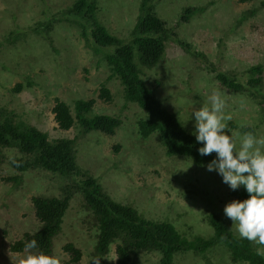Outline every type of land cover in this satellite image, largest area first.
Wrapping results in <instances>:
<instances>
[{
    "label": "rangeland",
    "instance_id": "1",
    "mask_svg": "<svg viewBox=\"0 0 264 264\" xmlns=\"http://www.w3.org/2000/svg\"><path fill=\"white\" fill-rule=\"evenodd\" d=\"M72 1L0 0V106L13 110L16 119L44 132L49 141L57 138L73 140L77 165L89 171L97 185L112 199L131 205L143 217L170 221L187 237L196 233L205 236L211 234V228L201 219V212L212 201V210L219 212L236 232L235 225L224 215L225 204L232 200L228 196L229 187L222 183L221 176L215 171H207L206 165L196 166L182 156L166 155L156 133L144 139L138 137L135 121L143 117L144 112L123 99L118 81L108 77L104 61L84 45L74 25L56 18L53 29L48 32L50 46L42 31L31 30L37 22L52 19ZM140 1L112 0L107 6V0H103L101 17L110 22L118 34L124 28L130 31ZM262 1L154 0V6L159 17L172 28L174 37L208 56L216 69L240 74L248 65H264ZM192 5L204 7L183 20L182 11ZM11 30L24 31L26 35L12 43L4 41ZM169 37L154 65H138L143 79L153 88L161 105L192 131V107H200L210 92L216 90L225 100V111L232 115L231 121L251 124L255 134L264 136V102L261 104L260 101L264 96L251 101L228 91L215 80L213 71V75L206 72L203 63ZM51 45L58 49L57 52ZM135 61L139 62L137 57ZM28 80L32 83L29 87H22L18 93L10 91L15 83ZM101 84L110 91L109 101L98 97ZM262 87L264 95V83ZM55 98L70 106L74 99L94 98L88 115L107 114L119 119V125L111 135L82 130L77 124L61 129L51 113ZM116 145L119 148L114 152ZM3 153L5 157L0 165V264H22L20 257L27 253L9 249L10 243L23 232L35 230L38 225L31 196L56 195L63 178L36 169L20 173L21 178L17 181L14 176L19 172L10 166V161L18 156V152L10 147ZM6 177L8 179L2 180ZM82 204L81 195L73 192L62 229L53 239L52 255L60 259V264L69 259L62 249L68 242L81 251L77 264H93L89 259L100 255L95 250L96 231L91 228L89 216L86 218L88 211ZM105 255L116 257L113 245ZM207 255L213 264H247L231 262L227 253L218 247ZM133 257L135 264H159L156 252H140ZM174 263L204 264L200 257L191 253L178 254ZM100 264H116V259L101 257Z\"/></svg>",
    "mask_w": 264,
    "mask_h": 264
},
{
    "label": "trees",
    "instance_id": "2",
    "mask_svg": "<svg viewBox=\"0 0 264 264\" xmlns=\"http://www.w3.org/2000/svg\"><path fill=\"white\" fill-rule=\"evenodd\" d=\"M111 1L107 0V6ZM261 4L264 5V1ZM201 7L204 6L192 5L185 8L182 11V19L189 18L193 11L202 10ZM137 8L136 20L131 30L124 28L121 34L111 27L110 22L101 17L103 0H73L69 6L54 14L52 19L37 22L31 30L36 33L42 31L43 36L48 38L50 46L51 38L48 32L53 29L52 23L56 18L74 25L84 45L104 61L108 77L118 81L123 99L136 104L144 112V116L135 121L138 137L144 139L156 133L166 155L182 156L192 160L196 166L207 165L215 153L208 156L198 154L197 148L200 145L195 142L194 135L185 126H181L175 114L161 105L153 88L143 79L138 65L148 67L154 65L164 51L165 40L170 36L175 44L203 63L206 72L213 71L212 75L219 84L251 101L264 96L261 92L264 65L262 63L248 65L240 74L230 70H218L209 61L208 56L195 50L181 38L174 37L172 28L157 14L154 0H141ZM24 35H26L24 31L11 30L9 37L4 41L12 43ZM51 49L55 52L58 50L53 45ZM135 57L139 60L138 63ZM30 85L32 83L29 80L25 83L17 82L10 91L18 93L22 87ZM110 96L109 89L101 84L98 90L99 99L109 101ZM94 100L74 99L70 106L55 98L51 108L54 122L61 129H68L77 124L82 130H95L111 135L120 120L107 114L88 115ZM260 101L263 104L264 99ZM14 116L13 110L0 106V165L5 157L3 150L12 147L18 152V156L10 161V166L19 172L14 176L15 180H20V173L39 169L60 175L63 182L56 195L31 196V206L38 225L35 230L23 232L17 240L11 242L9 249L11 252L25 251L24 243L35 239L37 249L31 251L52 255L53 239L61 231L70 198L73 192L77 191L82 197L83 207L88 211L86 218L89 216L91 228L96 231V252L105 255L113 245L117 256L116 264H135L132 258L140 252H156L159 255V264H175V256L183 253L200 257L204 264H213L207 254L217 247L224 250L233 263L264 264V257L255 254L257 245L241 239L219 212L212 210L214 207L212 201H209L201 212V215L203 214L201 219H204L211 228V234L202 236L196 233L187 237L172 222L145 218L131 205L112 199L97 185L96 178L89 171L77 165L73 140L57 138L49 141L44 132ZM227 124L229 128L235 130L239 125L231 120ZM247 125V128L239 130L253 131L252 125ZM117 148L119 145L115 146L114 152ZM6 179L8 178H2ZM228 196L231 200H242L248 193L240 186L237 190L228 188ZM62 249L69 258L65 264L78 263L81 251L77 246L68 242Z\"/></svg>",
    "mask_w": 264,
    "mask_h": 264
},
{
    "label": "clouds",
    "instance_id": "3",
    "mask_svg": "<svg viewBox=\"0 0 264 264\" xmlns=\"http://www.w3.org/2000/svg\"><path fill=\"white\" fill-rule=\"evenodd\" d=\"M191 118V134L200 145L198 154L208 156L215 153L206 170L215 171L231 190L243 186L248 193L245 199L226 203L224 215L235 225L241 239L257 245L255 254L264 257V136L253 131H240L248 127L246 123H240L237 130L229 128L227 122L232 115L226 113L225 100L216 90L210 92L200 107H192ZM23 248L27 254L20 257L22 264H60L55 255L31 251L37 249L35 239L26 241ZM101 257L113 261L117 258L100 254L89 260L100 264Z\"/></svg>",
    "mask_w": 264,
    "mask_h": 264
}]
</instances>
